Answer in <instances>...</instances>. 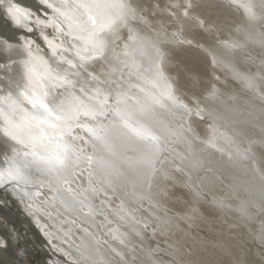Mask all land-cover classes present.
<instances>
[{
	"label": "bare ground",
	"instance_id": "bare-ground-1",
	"mask_svg": "<svg viewBox=\"0 0 264 264\" xmlns=\"http://www.w3.org/2000/svg\"><path fill=\"white\" fill-rule=\"evenodd\" d=\"M19 2L23 7H28L33 11L39 7L38 0H19ZM247 3H250L253 10L257 12L262 6L257 18L252 20L257 25L256 23L264 19V0H218V5L223 7L226 12L228 11L227 14L230 15L229 22L232 26L229 28H233V31L227 29L225 33L223 32V37L218 34L208 40H199L195 45L200 53L208 59L212 81L217 84L219 89L224 85L227 77L235 80L243 79V86L240 89L232 87L223 92L220 90L221 92L215 99H205V94H201L202 97L192 95L190 101L193 105H189L193 108L191 116L182 118L180 114L173 115L165 109H158L155 127L159 129V122H164L169 127L182 131L183 138L170 137L171 143L168 144L167 150L171 152V155L164 156L166 159H163V163L157 164L158 171L150 178V184L143 183L137 178L136 172L124 165V157L135 155L131 149L124 148L120 149L121 155L116 159V163L123 167L125 177L114 181L113 187H108L105 176L100 172H95L90 177L91 169H85L83 172L77 169L69 177V183L57 185L47 172H41L35 166L25 167L32 157H25L23 151L17 153L14 148L21 146L14 145L7 138L0 136V149L4 146V142L12 145L11 151L8 150L9 153L6 152L5 155L0 150V173L3 174L4 179L0 186H4L8 182L15 183L9 187L12 197L15 199V205H13H17L16 207L20 209L21 218L19 220L21 223L27 227L32 236H36L43 243V245L41 244L43 246L42 254L45 255V259L41 260L42 264H92L93 261L101 262V264H125V262L127 264H170L175 259L169 251L170 248L158 245L155 239L157 231L150 227L145 229L143 225L147 221L143 215L148 216V223L150 222L149 217L152 218V214L146 212L148 209H159V211H162L159 207L163 210L166 209L161 204V193L164 192L162 188L167 179H169L168 183L179 184L188 192L193 189L197 193L201 192L206 195L211 201L210 199L206 201L204 200L206 197H203L201 203L202 201L211 203L221 213L225 210L229 214V219L238 224L248 238H255L264 232V211L259 210L264 209V182L257 178L261 166L257 155L259 148H256V144L264 147V99H261L264 96V73H262L264 70V36L246 27L245 18L249 17L243 5ZM136 23V26L144 25L140 20H137ZM139 29H135V34L132 32L136 37L137 44L141 42L139 36L142 35L143 30ZM36 30L40 32L39 25H36L31 32L16 27L7 18L6 7L0 6V38L14 45L12 48L0 45V97H9L14 89L20 92L24 85L29 83L21 63L24 53L18 54L19 52L15 49V46L22 43L21 37L31 36L30 39L35 41L33 49L35 50L38 44L47 53L43 38L41 35L36 36ZM50 31H52L50 28L46 30L48 33ZM143 34L145 35V33ZM117 41L119 42V40H116V52H120L124 44L122 42L118 44ZM222 42H228L235 46L224 47ZM252 42L256 45H249ZM128 43L132 42L128 40ZM160 44L159 47H162ZM160 49L162 50V48ZM210 53H215L220 62L213 65ZM153 55L154 53L145 49V55L137 54L136 59L144 68H147L149 58ZM237 56L239 61L236 59ZM257 75L261 77L258 78ZM215 77H219V80H215ZM129 79L127 70H125L124 80L128 81ZM131 79L135 82L134 77ZM249 79L253 82V87L248 86ZM244 90L246 93L243 92ZM52 91L57 93L61 90L54 88ZM177 94L181 96L184 103L189 104V101L185 97L183 98L179 91ZM254 95H259L260 100H255ZM11 97L13 98V96ZM196 97H199V106L203 109L202 115L206 121L195 115ZM21 99L23 98L21 97ZM24 106L30 108V105ZM0 107L8 110L6 103H0ZM208 113H212L216 117V125L218 122L222 125L217 126L219 132L225 133L235 140L232 143L222 139L218 140V144L225 150L224 154L207 149L201 143L212 133V129L209 127L212 120L208 119ZM22 115L23 113L18 109L17 118ZM181 125L183 129L185 126L187 129L191 127L192 131L180 130ZM189 134L192 136L191 139ZM189 142L191 143L189 144ZM242 145H245L246 148ZM237 149L244 152L247 159L237 158ZM229 152L233 153L232 161L228 160L227 153ZM197 158L202 159L203 164L193 167L192 161ZM16 168H20L23 174L28 177L27 181L11 180L9 170ZM257 169L259 170L256 171ZM90 179L92 185L97 188L95 194L90 191ZM20 184L25 188L20 187ZM57 187H59V191H57ZM257 189L258 191H256ZM149 194L152 196L151 198L148 197ZM141 196L144 198L140 199ZM73 198L75 199L73 200ZM8 199H5L4 194L0 193L1 202L8 204ZM164 201L166 202V200ZM65 202H72V207H67ZM253 202L256 203L253 205ZM198 203L200 202L198 201ZM251 204L253 208L249 206ZM152 212L154 211L152 210ZM142 217L145 219L143 220ZM3 219L6 220L0 214V242H2L0 248L3 251H0V257L8 264H27L18 255L13 244L14 236L16 237L14 233L18 229L19 232L21 231L20 236L23 240L30 244L28 246L27 243L29 247L27 252L39 257L30 238L26 237L22 229L17 227L15 222L14 224L11 222V228L8 227ZM154 220L153 222H155ZM239 221L242 225L238 223ZM164 229L163 226L158 231L164 232ZM121 240L124 243H121ZM31 248L33 251L30 250Z\"/></svg>",
	"mask_w": 264,
	"mask_h": 264
},
{
	"label": "snow or ice",
	"instance_id": "snow-or-ice-1",
	"mask_svg": "<svg viewBox=\"0 0 264 264\" xmlns=\"http://www.w3.org/2000/svg\"><path fill=\"white\" fill-rule=\"evenodd\" d=\"M38 4L33 11L23 7L19 0H0V6L6 7L7 18L16 27L31 32L36 25L40 26V35L48 50L45 53L38 44L34 50L35 41L21 37L22 43L18 46L23 49L21 63L29 83L15 99L11 95L0 97V103L8 105L7 111L0 107V136L21 146L14 148L17 153L23 151L25 157H32L25 167L35 166L47 172L57 185L69 183V177L77 169L81 172L91 169L90 177L100 172L108 187H113L114 181L125 177L123 167L116 163L120 149L124 148L135 152L134 156L123 158L124 165L136 172L143 183L150 184V178L158 171L157 163L162 164L166 159L163 153L167 151L170 137L183 138L182 131L164 122H159V129L155 127L158 109L180 114L182 118L193 113V108L183 102L177 94L178 87L167 75L166 54L158 46L163 41L136 43L129 22L146 20L138 15L142 9L134 0H38ZM174 7H183V15L189 17L194 0H183V5ZM243 7L249 20L257 18L250 3ZM199 23L204 27V21ZM49 28L51 33L46 32ZM122 28H129L128 40L132 43H125L123 49L116 52V40L120 39ZM205 30L209 31L210 27ZM222 43L224 47L235 46ZM0 45L14 46L3 38H0ZM147 47L154 50V55L149 58V66L144 68L136 57L137 54L144 56ZM210 54L213 65L220 62L215 53ZM125 70L130 78L128 81L124 80ZM191 81L196 85L200 78L193 74ZM248 86H254L251 79ZM54 88L61 91L53 93ZM203 92L205 99H215L220 89L214 81H208ZM198 101L196 97L195 115L203 120V109ZM18 109L23 113L19 118ZM207 116L212 120L209 124L212 133L201 143L207 149L224 154L218 140L232 143V137L219 132L212 113ZM187 131L191 132V127ZM227 156L229 161L233 160V153ZM236 157L247 159L239 149ZM192 164L193 167L202 166L203 160L194 159ZM9 177L14 181L28 179L20 168L10 169ZM3 182L0 173V184ZM89 186L95 194L97 188L91 179ZM65 203L72 207V202ZM148 227L145 222L144 228ZM92 264L101 262L93 261ZM170 264L183 262L173 259Z\"/></svg>",
	"mask_w": 264,
	"mask_h": 264
},
{
	"label": "rangeland",
	"instance_id": "rangeland-1",
	"mask_svg": "<svg viewBox=\"0 0 264 264\" xmlns=\"http://www.w3.org/2000/svg\"><path fill=\"white\" fill-rule=\"evenodd\" d=\"M134 2L142 9V11L138 12V15L145 17L146 22H143L144 25L136 26L137 20H133L130 22V25H132H129V28H133H131L133 34L136 33L135 29H143L139 40L145 42L149 40L163 41L162 45L159 44L162 46L160 47L162 51L166 54L167 61L164 67L168 71L167 74L169 77L171 76L170 79L178 87L182 97L189 101V105H193L192 101H190L193 93L196 94L195 96L202 97L204 95L203 89L207 87L208 81H212L213 78L212 72L208 67V59L195 47L196 42L214 38L218 34L223 37L222 34L227 29L228 31H233V28H231L232 30L229 28L232 25L229 22L230 15L227 14L228 11L226 12L223 7L218 5V0H194L191 15L185 17L183 15V7H174L175 5H183V0H134ZM201 20L204 21V27L200 26L199 21ZM225 24H228L226 25L227 27ZM208 27H210V30L206 31L205 28ZM129 28L121 30L122 33L120 34V39H118L119 42L117 41L118 44H121V42L122 44L128 43ZM27 38L30 39V36H27ZM186 41H190V43ZM164 43L166 45H163ZM145 49L154 53L152 48L148 49L147 47ZM262 73H264V70ZM193 74L200 78V82L196 85L191 81ZM257 76L258 78L261 77L260 75ZM259 146L260 144H256V148H259L257 155L262 172L261 170L260 172L258 171L260 167L256 171H258V174L260 173L259 176L262 178L264 176V147L263 145ZM261 147L263 148L260 149ZM168 180L162 188L164 192L161 193V204L166 209L163 210V208L159 207L162 210L159 211V209L150 208L151 211L148 209L146 212L152 214V218L149 217L150 224H148L150 228H154L157 231L155 232L156 242L162 247L170 248L169 251H171L175 259L177 258L176 261L183 262V264H189V262H195V264H199V262H204V264H264V232L255 238H248L241 227L229 219V214L225 210L221 213L211 203H206L205 201H202L204 206L202 205L201 200L205 197L207 198L204 199L206 201L210 199L206 195L201 192L197 193L191 188L190 192H188L182 186L180 187L179 184L168 183ZM262 180L264 182V179ZM148 197L151 198L152 196L149 194ZM168 200L169 202H167ZM256 207L260 208L258 205ZM259 210L264 211V209ZM143 217L147 218L146 222H148V216L143 215ZM143 217L142 219L144 220L145 218ZM155 218L156 220H154ZM6 220L3 219L5 224L10 227L11 221L7 218ZM141 222L143 223V221ZM15 223L17 227L22 229L26 237L30 238L31 244L39 253V257L27 252L30 244L28 241L23 240L20 236L21 231L19 232L17 228L18 230L14 233L16 237L14 236L13 244L18 255L27 264H42L41 260L45 259V255L42 254L43 243L36 236L30 234L19 218ZM163 226L165 231H158ZM30 250L33 251V248ZM0 264L8 263L0 257Z\"/></svg>",
	"mask_w": 264,
	"mask_h": 264
},
{
	"label": "water",
	"instance_id": "water-1",
	"mask_svg": "<svg viewBox=\"0 0 264 264\" xmlns=\"http://www.w3.org/2000/svg\"><path fill=\"white\" fill-rule=\"evenodd\" d=\"M262 6H260V8H259V12H260V9H262L261 8ZM258 8V7H257ZM258 10V9H257ZM256 12V15L258 16L259 15V12H257V11H255ZM246 19V23H247V25H246V27H248L250 30H254L255 32H258V34H261V35H263L264 36V19H262L260 22H258V23H256L257 25H255L254 23H253V21L252 20H249V18H245ZM36 32H37V30H36ZM52 31H50V33H51ZM36 36H40V32L38 31L37 33H36ZM31 37V36H30ZM249 45H256V44H254L253 42L251 43V44H249ZM248 47V46H247ZM15 49H16V51H18L19 53L18 54H22V52H23V49L21 48V47H16L15 46ZM237 49V48H236ZM248 55V54H247ZM236 59L239 61V58H238V56L236 57ZM242 81H243V79H238V80H235V79H233V78H230V77H227L226 78V80H225V83H224V85H222V87H220V90L223 92L224 90H227V89H230V88H235V89H240L243 85H242ZM228 86V87H227ZM246 87V89H248L247 88V86H245ZM223 89V90H222ZM220 91V92H221ZM244 93H246V90H244L243 91ZM18 93H19V90H16V89H14V90H12V92L10 93L11 94V96H13V98L15 99L16 98V96L18 95ZM255 94V93H254ZM255 97H256V99L255 100H260L259 99V95H254ZM203 121H206L205 119H203ZM217 126L218 127H220V126H222L221 124H220V122H218L217 123ZM187 129V127L185 126L184 127V129L183 128H180V130H186ZM187 134V133H186ZM188 136V135H187ZM189 136H190V134H189ZM192 138V136H190V139ZM3 140V139H2ZM232 140L233 141H235L234 140V138H232ZM5 141V140H4ZM3 143V142H2ZM171 143V142H170ZM236 145H238L236 142H234ZM3 145L4 146H2V149H0L1 151H3V154L5 155V153L6 152H8V150L9 151H11V148H12V145L11 144H9V143H3ZM244 148H246V146L245 145H242ZM9 153V152H8ZM8 155V154H7ZM171 155V152L170 151H166L165 153H163V157L164 156H170ZM9 156V155H8ZM248 157H250L251 158V156H248ZM158 164V163H157ZM257 178L259 179V180H261L262 181V179H260L261 177L260 176H258L257 175ZM227 181V180H226ZM228 182V181H227ZM18 184V183H17ZM16 184V185H17ZM228 184H229V182H228ZM12 185H15V183L14 182H8V183H6L4 186H0V193H3L4 194V197H5V199L6 198H9L8 199V204H4L3 202H1L0 201V212H2L1 213V215L3 214V216L5 217V218H7L8 220H10L11 222H16V220L19 218H21V216H20V212H19V208L18 207H16V206H14L13 204H14V201H15V199H13V197H12V191L10 190V188L9 187H11ZM20 187H22V188H25V186L24 185H22V184H20L19 185ZM256 202H253V205L255 204ZM251 208H253V206H252V204L251 205H249ZM249 216H252V214H249ZM239 224H241V222L239 221L238 222ZM242 225V224H241ZM0 251L1 252H3L2 251V249L0 248Z\"/></svg>",
	"mask_w": 264,
	"mask_h": 264
}]
</instances>
